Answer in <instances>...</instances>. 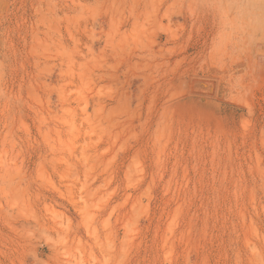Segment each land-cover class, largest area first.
I'll use <instances>...</instances> for the list:
<instances>
[{"label": "rangeland", "instance_id": "374dc122", "mask_svg": "<svg viewBox=\"0 0 264 264\" xmlns=\"http://www.w3.org/2000/svg\"><path fill=\"white\" fill-rule=\"evenodd\" d=\"M0 264H264V0H0Z\"/></svg>", "mask_w": 264, "mask_h": 264}, {"label": "bare ground", "instance_id": "6f19581e", "mask_svg": "<svg viewBox=\"0 0 264 264\" xmlns=\"http://www.w3.org/2000/svg\"><path fill=\"white\" fill-rule=\"evenodd\" d=\"M197 83V85H198V88L199 87H203V88H206L209 92V95H212L213 93H214V84L213 83H211V82H201V81H198V82H196ZM193 85V84H192ZM195 88V87H194Z\"/></svg>", "mask_w": 264, "mask_h": 264}]
</instances>
